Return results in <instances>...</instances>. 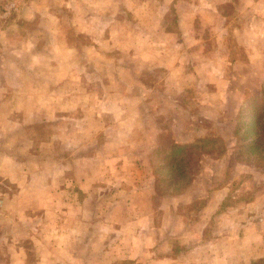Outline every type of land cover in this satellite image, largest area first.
Masks as SVG:
<instances>
[{
  "label": "crops",
  "instance_id": "1",
  "mask_svg": "<svg viewBox=\"0 0 264 264\" xmlns=\"http://www.w3.org/2000/svg\"><path fill=\"white\" fill-rule=\"evenodd\" d=\"M17 1L19 4L21 0ZM144 2L148 3L133 0V7L140 11ZM169 4L173 7L171 12L175 8V29L164 28L166 39L160 45L156 37L145 39L151 48L159 50L161 46L167 51L166 59L157 66L166 69L165 82L174 91L169 99H178L183 93L174 82L180 79L178 72L171 76L167 72L177 67H199L194 81L199 95L194 97L198 98L201 93L206 96L213 91L221 93L219 99L236 101L264 84V0H170ZM8 10L9 7L4 13L9 16L12 12ZM126 16L130 17V12L123 19ZM131 20L133 30L142 36L139 24L130 17ZM149 28L152 33L151 24ZM54 32L56 29L48 35ZM27 36L29 39V33ZM173 36L171 43L179 46L171 44L167 48V41ZM30 42L34 44L33 39ZM176 51L185 54L171 59L168 52ZM91 58L94 57L89 56L85 63ZM150 66L149 70L156 67L147 63L146 67ZM93 73L92 69L87 77L94 80H82L97 82L98 74L94 77ZM22 74L11 75L8 85L0 89V182L5 186L3 210L12 211L13 217L0 221V264L264 263V187L250 191L248 198L242 199L244 195L231 187L221 186L213 191L202 188L199 177L184 194L169 196V204L157 206L155 201L153 204L150 182L143 188L134 179L128 182L121 177L110 178L109 164L129 161L120 154L119 147L114 156L106 152L114 143L82 142L84 148H102L97 161L101 166L95 171L91 170L92 165L79 168L80 160L94 161V156L86 152L76 154L75 148L81 146L75 143L79 138L56 136L46 144V138L38 132L45 127L59 130L55 123L60 116L47 120L37 113L36 118L35 108L19 106L20 99L30 98V92H20L12 82L15 79L23 84ZM180 75L181 79L188 77L186 71ZM75 81L80 83V79ZM225 107L217 109L214 105L210 112L223 113ZM215 123L216 119L213 124L217 127ZM81 125L71 124L69 134L74 135ZM45 146L52 147V153L30 154L31 148ZM131 162L135 164L136 160ZM77 172L85 180L84 185L75 182ZM227 197L231 202L224 205ZM193 201H203L195 217L180 216L179 207L192 205ZM88 212L92 219L83 217ZM222 214L224 222L218 227L217 219ZM155 215H159L158 220Z\"/></svg>",
  "mask_w": 264,
  "mask_h": 264
},
{
  "label": "rangeland",
  "instance_id": "2",
  "mask_svg": "<svg viewBox=\"0 0 264 264\" xmlns=\"http://www.w3.org/2000/svg\"><path fill=\"white\" fill-rule=\"evenodd\" d=\"M24 1L26 4L23 5ZM132 1L21 0L18 4L17 0H0V89L8 85L11 75L16 77L23 73V84L12 80L15 86H19L20 92H30V98L20 99L19 106L31 110L35 108L36 118L39 113V118L45 116V119L53 120L59 114V120L55 123L59 130L45 127L38 133L41 138H46V144L56 136L67 140L70 137L79 138L75 143L81 146L75 148L76 154L80 151L94 156L93 162H77L79 168L92 165L91 170L95 171L101 166V162L97 161L102 155V148L88 145L84 148L82 142L87 140L89 144L91 140H106L114 143L106 148V152L114 156L118 154L116 147H119L120 154L130 161L109 164L110 178L121 177L128 182L134 179L135 182L140 181L144 188L150 182L149 173H152L149 170L152 150L175 142L198 140L199 150L194 157L200 162V170L195 168V164L193 169L199 172L193 177L194 184L201 177L199 185L202 188L213 191L227 186L238 189L244 195L242 199L248 198L250 191L264 187V146L262 151L257 149L244 154L237 150L238 112L246 97L236 101L219 99L221 93L213 91H208L209 95L206 96L201 93V97H194L198 95L194 81L199 67L172 69L170 66L172 70L167 71L168 75L178 72L177 78L180 79L174 82L183 93L178 99H169L174 91L165 82L166 69L157 66L166 59L167 51L161 46L159 50L151 48L145 39L152 36L154 40L156 37L159 45L165 41L164 28L175 29V8L171 12L173 7L169 4L170 0H147L148 3L144 2L139 11L133 7ZM6 5L10 8L8 12H12L9 16L4 13L7 11V8L4 9ZM15 8L18 10L15 11ZM128 12L139 24L142 36H138L140 34L131 27L133 23L130 17L123 19ZM54 29L56 33L48 35ZM57 31L61 34H57ZM31 39L34 44H31ZM174 40L173 36L166 47L174 44L171 43ZM174 46L179 45L175 43ZM168 53L171 59L185 54L177 51ZM89 56L94 58L85 63ZM147 63L156 67L149 70L151 66L147 68ZM93 64L94 67H91ZM92 69L93 76L97 77L98 74L99 78L97 82L89 84L82 78L92 80L87 77ZM27 71L28 74H25ZM184 71L188 77L181 79L180 73ZM75 78L80 79V83H76ZM211 87L213 90L210 84ZM18 97L21 95L18 94ZM219 101L226 104L220 106ZM214 105L217 109L224 106L226 109L223 113L214 114L210 112ZM233 108H236L235 111ZM261 118L256 123L258 116L254 112L252 123L255 129L249 131L250 136L264 131L257 132ZM215 119L217 127L213 124ZM71 124L83 125L72 135L69 134ZM263 137L261 135L260 140L264 141ZM52 150L48 146L35 147L30 149V154L44 155L48 151L52 153ZM131 160H136V163ZM114 167H117V171ZM157 170L159 174L164 172L160 166ZM76 175L78 186L84 185L85 180L80 179L79 172ZM4 187L0 182V221L13 218L12 211L3 210ZM247 188L248 193L245 194ZM170 197L154 194L153 204L165 206L172 201ZM201 202L193 201L192 205L187 203L184 208L179 207L180 216L195 217L196 211L202 207ZM230 202V197H227L224 205ZM83 215L85 218L93 217L89 212ZM154 217L155 220L159 219V215ZM224 218L223 214L221 219L218 217V227L223 225Z\"/></svg>",
  "mask_w": 264,
  "mask_h": 264
},
{
  "label": "trees",
  "instance_id": "3",
  "mask_svg": "<svg viewBox=\"0 0 264 264\" xmlns=\"http://www.w3.org/2000/svg\"><path fill=\"white\" fill-rule=\"evenodd\" d=\"M245 97L238 112L237 150L241 154L257 149L262 151L264 146V141L260 140L261 135L264 136V131H261L264 130V126H262L264 125V84L256 92L247 94ZM254 112L258 116L256 123L262 117L257 127V132L261 131V133L258 134L259 136L252 137L249 135V131L255 127L252 123ZM239 132L245 135L241 136L242 134L240 135ZM159 148L152 150L149 155V170L152 171L149 173L150 186L155 195L180 196L192 186L193 177L200 170V162L194 157L199 150L198 140L175 142ZM195 164L197 165L195 168H199L198 171L193 169ZM159 166L164 171L162 174H159L160 172L157 170Z\"/></svg>",
  "mask_w": 264,
  "mask_h": 264
}]
</instances>
